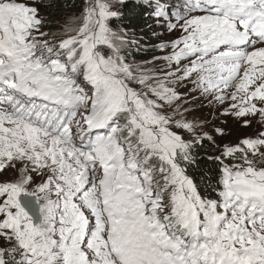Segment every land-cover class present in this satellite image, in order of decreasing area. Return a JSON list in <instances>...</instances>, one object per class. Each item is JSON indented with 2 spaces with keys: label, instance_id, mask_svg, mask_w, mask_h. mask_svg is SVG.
Masks as SVG:
<instances>
[{
  "label": "snow or ice",
  "instance_id": "1",
  "mask_svg": "<svg viewBox=\"0 0 264 264\" xmlns=\"http://www.w3.org/2000/svg\"><path fill=\"white\" fill-rule=\"evenodd\" d=\"M124 3L84 0L57 39L0 0V264H264V0H148L179 33L152 67L109 26ZM198 99L261 125L208 157L212 196L188 167L224 130L187 119Z\"/></svg>",
  "mask_w": 264,
  "mask_h": 264
},
{
  "label": "trees",
  "instance_id": "2",
  "mask_svg": "<svg viewBox=\"0 0 264 264\" xmlns=\"http://www.w3.org/2000/svg\"><path fill=\"white\" fill-rule=\"evenodd\" d=\"M33 3L39 7L40 15L45 20L44 31L50 33H53L59 25H63L68 18L78 17L84 7V0H35ZM147 4L148 0H125L124 5L121 6V15L109 20V25L129 35V44L124 49L129 63L152 67L147 62L152 61L154 56L161 55L158 48L161 43L154 34L159 24L153 15L154 7H148ZM216 120L211 121L216 122ZM249 127L240 128L237 136L253 135V132L248 133ZM228 143L229 137L224 139L217 136L216 144L205 141L202 146L198 145L194 148L196 163L188 167V174L205 196L214 195L212 188L215 187L218 179L217 162L208 157L220 155L223 146Z\"/></svg>",
  "mask_w": 264,
  "mask_h": 264
},
{
  "label": "rangeland",
  "instance_id": "3",
  "mask_svg": "<svg viewBox=\"0 0 264 264\" xmlns=\"http://www.w3.org/2000/svg\"><path fill=\"white\" fill-rule=\"evenodd\" d=\"M168 2L174 3L175 0H168ZM74 18L76 17L68 18L63 25H59L58 28L54 30L53 33H57V39L63 38V36L61 35L62 30L64 29V27L69 26ZM77 23H79V21H77ZM157 23L159 24H157V30L154 34L157 37V41L160 42L161 44H168L179 36L178 32L175 31L170 32L168 30L167 22L157 20ZM114 30L123 31L121 29H114ZM127 39L129 40L128 34H127ZM142 65H146V64H142ZM179 90L181 92H187L186 88H180ZM208 105L209 104L207 99H198L193 101L188 105L189 112L186 114L187 119L195 120L196 122L203 124L205 130L209 131L210 134L212 135H215L216 128L223 129L224 135L222 137L224 139L229 137L228 144H236L240 139L244 138L241 136H237L239 129L244 128L240 122H238L234 117L231 116L227 117L221 115L220 111H222V109L218 110V106L214 105L208 108ZM213 119L214 120L219 119V120H216V122L215 121L212 122L211 120ZM260 130H261V126L255 120H253V123L250 125L248 132V133L253 132V135L249 134L248 136H255L257 132Z\"/></svg>",
  "mask_w": 264,
  "mask_h": 264
}]
</instances>
